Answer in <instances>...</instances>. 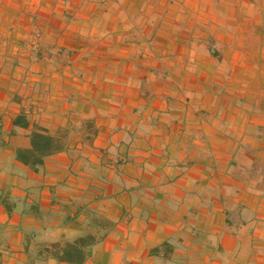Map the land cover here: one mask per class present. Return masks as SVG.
<instances>
[{
	"label": "crops",
	"instance_id": "obj_1",
	"mask_svg": "<svg viewBox=\"0 0 264 264\" xmlns=\"http://www.w3.org/2000/svg\"><path fill=\"white\" fill-rule=\"evenodd\" d=\"M37 125L76 130L34 171ZM87 231L86 264H264V0H0V264Z\"/></svg>",
	"mask_w": 264,
	"mask_h": 264
},
{
	"label": "trees",
	"instance_id": "obj_2",
	"mask_svg": "<svg viewBox=\"0 0 264 264\" xmlns=\"http://www.w3.org/2000/svg\"><path fill=\"white\" fill-rule=\"evenodd\" d=\"M15 125L27 128L29 121L23 116L14 120ZM93 121H88V131L93 130ZM74 127H65L54 134L47 128L36 126L29 134V147H20L16 151L17 158L29 165L34 171L44 165L45 157L56 152L65 151L68 148L70 134L74 133ZM77 132V131H76ZM92 134L85 135L88 140ZM105 235H98L96 232L87 231L73 239L53 241L41 246L40 252H46L48 257L55 258L59 264H86L92 256L94 245ZM100 237V238H99ZM31 264H39L33 261Z\"/></svg>",
	"mask_w": 264,
	"mask_h": 264
},
{
	"label": "rangeland",
	"instance_id": "obj_3",
	"mask_svg": "<svg viewBox=\"0 0 264 264\" xmlns=\"http://www.w3.org/2000/svg\"><path fill=\"white\" fill-rule=\"evenodd\" d=\"M33 45H35V44H33ZM75 129V128H74ZM76 130V129H75ZM75 132V131H74ZM79 134V133H78ZM73 137H74V133H72V134H70V140H71V138L73 139Z\"/></svg>",
	"mask_w": 264,
	"mask_h": 264
}]
</instances>
